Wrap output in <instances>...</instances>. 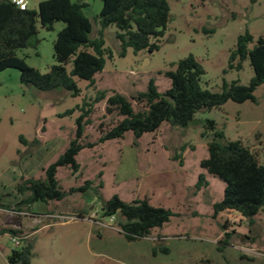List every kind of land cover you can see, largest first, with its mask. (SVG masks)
<instances>
[{"label":"rangeland","instance_id":"1","mask_svg":"<svg viewBox=\"0 0 264 264\" xmlns=\"http://www.w3.org/2000/svg\"><path fill=\"white\" fill-rule=\"evenodd\" d=\"M41 1L27 0L28 8L36 9ZM80 1L90 4L85 13L93 26L89 38L95 39L100 1ZM168 1L170 20L157 42L159 49L134 54L128 48L121 57L117 29L108 27L105 48L113 57L106 58L94 85L73 77L79 89L75 97L63 88L41 91L24 85L17 69L0 72V199L10 206L0 209V232L6 231L0 234V264H9L7 258L17 248L9 230L33 245L31 264H264V211L251 225L234 211L213 217V205L223 198L225 183L200 166L212 138L211 133L201 135L206 120L216 123L225 141H241L264 163V84L254 92L256 103L228 101L197 112L187 127L164 123L139 139L128 132L122 139L97 143L101 131L122 119L116 112H106L107 97L116 92L130 100L135 111L143 109L133 100L136 94L144 92L150 80L165 92L171 82L163 73L190 54L203 66L201 85L211 92H220L224 83L233 81L248 85L253 77L248 60L237 71L228 69V59L237 37L246 30L254 42L264 37V0ZM63 28L57 22L46 31L38 24L37 34L17 57L43 74L49 72L57 64L53 43ZM66 69L70 72L71 63ZM104 91L106 99L95 102ZM82 108H91V113L80 141L97 145L77 155V173L62 167L56 178L65 192L85 181H92V188L59 202L16 206L25 198L17 186L27 179H43L44 170L75 138ZM68 110L74 112L61 117ZM200 175L208 186L197 191ZM100 183L102 188L96 190ZM114 195L124 202L147 200L173 216L149 236L127 241L118 227L119 217H103L101 212V202Z\"/></svg>","mask_w":264,"mask_h":264},{"label":"trees","instance_id":"2","mask_svg":"<svg viewBox=\"0 0 264 264\" xmlns=\"http://www.w3.org/2000/svg\"><path fill=\"white\" fill-rule=\"evenodd\" d=\"M99 1L102 8L95 18L99 25L98 37L90 39L93 26L91 19L84 13V9L88 7L86 2L44 0L38 3L36 9L20 10L11 0H0V72L8 68L17 69L24 85H31L41 91L63 88L75 97L79 89L73 77L94 85V76L103 71L106 58L113 57L111 50L105 48L104 31L108 27L114 26L117 29L115 37L121 45V57L126 55L128 48L134 54L141 51L153 53L159 49L157 42L163 37L170 20L168 0ZM57 22L64 24L53 43L57 64L43 74L27 66L23 59L17 57V52L26 48L29 39L37 34L38 24L46 31H52ZM246 60L253 70V77L248 85L233 81L224 83L220 92H211L201 85L205 75L203 66L190 54L172 64L174 69L163 73L171 82L170 88L165 92H159L154 81L150 80L147 89L136 94L133 100L144 105L139 111H135L131 101L119 93L113 92L106 99L107 92H99L95 102L106 99V112H116L122 119L108 130L101 131L97 143L122 139L128 132L139 139L146 133L157 131L164 123L187 127L197 112L220 108L228 101L256 103L254 92L264 84V37L261 36L254 42V37L248 30L237 37L235 48L229 54L228 69L240 71ZM70 63L71 70L68 72L66 65ZM82 111L76 121L75 138L70 141L63 154L44 170V178L27 179L17 186V193L25 198L16 206L29 207L35 202H59L69 194L85 193L92 188L93 182L85 181L82 186L65 192L56 178L58 168L62 167L77 173L80 169L77 155L83 149L97 145L82 144L80 141L84 126L88 123L85 119L90 115L91 108L85 111L82 108ZM73 112L68 110L61 117ZM207 133H211L212 138L208 143V155L200 166L209 175L225 183L223 198L213 205V217L224 211H234L249 219L251 225L253 218L264 211V163H260L250 148L241 141H225L224 133L217 129L213 120L205 121L202 137ZM207 186L205 176L200 175L195 189L199 191ZM98 188H102V183L95 189ZM9 208L0 199V209ZM101 212L103 217H119L118 227L127 241L149 236L153 229L161 228L173 216L170 210L154 207L147 200L124 202L117 195L101 202ZM5 233V230L0 232ZM9 233L14 237L19 232L9 230ZM225 236L227 240L230 234L226 233ZM32 250L30 242L21 240L19 246L11 250L8 263L31 264Z\"/></svg>","mask_w":264,"mask_h":264},{"label":"built area","instance_id":"3","mask_svg":"<svg viewBox=\"0 0 264 264\" xmlns=\"http://www.w3.org/2000/svg\"><path fill=\"white\" fill-rule=\"evenodd\" d=\"M12 4L17 6L20 10H26L28 8L27 0H11ZM12 241H16L17 247L19 246L21 239L18 240L17 237H13Z\"/></svg>","mask_w":264,"mask_h":264},{"label":"crops","instance_id":"4","mask_svg":"<svg viewBox=\"0 0 264 264\" xmlns=\"http://www.w3.org/2000/svg\"><path fill=\"white\" fill-rule=\"evenodd\" d=\"M73 1V0H72ZM74 2V1H73ZM76 2H88V1H76ZM101 8H102V3L100 2V6L98 7V12H100L101 11ZM87 9H90V4L88 3V7L86 8V9H84V13H85V10H87ZM99 14V13H98ZM85 15H86V13H85ZM87 16V15H86Z\"/></svg>","mask_w":264,"mask_h":264}]
</instances>
